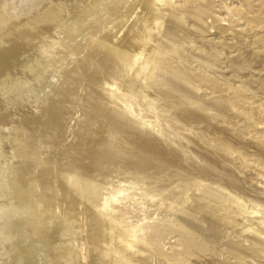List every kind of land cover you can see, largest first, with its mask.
Segmentation results:
<instances>
[{
  "label": "bare ground",
  "instance_id": "6f19581e",
  "mask_svg": "<svg viewBox=\"0 0 264 264\" xmlns=\"http://www.w3.org/2000/svg\"><path fill=\"white\" fill-rule=\"evenodd\" d=\"M173 1L0 0V103L11 116L0 112V264H129L124 259L138 254L140 231L125 222V214H114L121 194L134 183L142 192H131V200L163 202L170 195L176 199L179 190L168 211L174 216L182 205L185 218L175 215L171 225L192 230L189 239H181L186 245L202 238L185 202L190 189L207 181L176 154L178 140L168 147L165 128L154 132L146 121L166 100L189 96L190 81L172 71L175 60L214 70L212 62L189 58L175 47L190 35L185 18L201 23L194 11L180 15L186 2L177 7ZM19 42H25L23 53L17 52ZM159 69L164 72L157 82ZM247 69L241 64L235 71ZM259 87L264 96V83ZM186 105L174 106L172 115L182 117L176 122L204 129L203 105L192 110ZM167 111L163 108L161 117ZM128 133L155 152L159 176L154 184L141 176L119 179L128 158L113 141ZM187 141L188 153H204L207 162L229 158L221 150L223 138L206 151L199 149L205 139L198 132ZM152 156L146 152L143 160ZM256 176L255 189L264 191V171ZM231 195L240 204L230 218L244 243L255 242L254 236L264 241V198ZM200 217L205 224L212 220ZM255 256L245 258L256 263Z\"/></svg>",
  "mask_w": 264,
  "mask_h": 264
},
{
  "label": "rangeland",
  "instance_id": "374dc122",
  "mask_svg": "<svg viewBox=\"0 0 264 264\" xmlns=\"http://www.w3.org/2000/svg\"><path fill=\"white\" fill-rule=\"evenodd\" d=\"M173 2L177 7L186 2L182 6L184 11L180 15L184 17L186 12L194 11L199 15L201 23V26H197L193 16L185 18L184 26L190 35L188 38L177 40L175 47L179 46L182 53L189 58L195 57L200 61L212 62L214 70L205 67L202 63L191 64L175 60L171 65L172 71L186 79L185 83L190 81L189 96L172 100L175 102L166 100L156 113L158 119L153 116L146 121H150L154 132L161 131L160 126L165 128V143L168 147H175L173 141L178 140L181 148L176 154L184 156L188 165L197 169L198 177L207 181L190 189L185 202V206L191 208L192 218L196 222V227L193 229L201 230L202 238L186 245L181 239H189L191 236L187 231L192 234V230L171 225L177 222L174 219L175 215L179 220L185 218V215L180 214L182 205L174 209L177 211L174 216L168 211V206L181 195L178 194L181 193L179 190H175L176 199L170 195L165 197L163 202L158 201L157 198L152 201L139 197L131 200L132 194L140 195L142 192L141 187L134 183L126 190L127 192L121 194L123 200L120 204H116L117 212L114 216L125 214V222H129L131 227H136L140 231L137 232L136 237L143 243L140 242L135 246L138 254L133 257L134 259L126 256L124 260L129 264H259V262L264 264V253L257 254L264 248V241L254 236V239L260 242L258 244L261 248L260 245H256L257 247L254 245L256 241L244 243L246 238L241 233H237L238 228L234 227L230 218L240 204L231 193L264 198L262 194L264 191L255 189L256 175L264 171V123L260 122L264 116L262 112L264 96L259 89L260 84L264 83V0H175ZM17 52H25V42H19ZM213 53H218L220 57L213 58ZM241 64L246 65L248 69L236 73L235 68ZM163 72L164 70L159 69L156 73L157 82L161 80ZM239 86H245L249 91L240 92ZM153 89L155 86L151 91ZM180 103L187 104L183 107L186 110L203 105V115L208 118L205 124L207 127L203 126L204 129L199 130L197 124L185 126L177 123L176 118L178 120L182 118L180 112L176 115L172 113L174 106L179 107ZM153 104L148 105V109L153 108ZM163 108L169 111L161 117ZM148 111L152 114L154 112V110ZM0 112L5 113L7 119L11 118L9 111L5 112L2 106ZM157 123L160 125L158 126ZM171 127L174 129V134ZM194 132H198L205 139V142L200 143L199 146V149L204 151L217 146L214 141L223 138L226 146L221 150H224L223 153L228 154L229 158L210 163L207 162L204 153L192 149L189 154L187 139H193ZM113 145L119 151L126 153L128 158L125 162V173L121 172L119 179L123 180L132 175L134 178L141 176L146 178L148 184L152 182L154 184L156 177L159 176L156 173L159 165L153 150L148 151L140 147L132 133L117 135L114 137ZM146 152L148 155H153L151 161L143 160ZM185 168L183 166V171L186 172ZM188 178L189 176L186 175L183 179ZM149 187L150 185L147 189ZM208 192L211 194L210 197L207 195ZM108 204L113 210L114 204L112 202ZM201 215L211 216V222L205 224ZM195 219L198 220V224ZM252 252L257 255L253 258L254 261H258L256 263L252 259L245 258L246 254Z\"/></svg>",
  "mask_w": 264,
  "mask_h": 264
}]
</instances>
